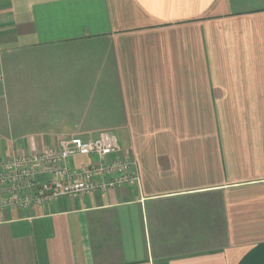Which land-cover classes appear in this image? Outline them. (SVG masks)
Segmentation results:
<instances>
[{
    "label": "crops",
    "instance_id": "0c3cea01",
    "mask_svg": "<svg viewBox=\"0 0 264 264\" xmlns=\"http://www.w3.org/2000/svg\"><path fill=\"white\" fill-rule=\"evenodd\" d=\"M0 50V157L139 177L0 210V264H264V0H0Z\"/></svg>",
    "mask_w": 264,
    "mask_h": 264
},
{
    "label": "built area",
    "instance_id": "2783aa9c",
    "mask_svg": "<svg viewBox=\"0 0 264 264\" xmlns=\"http://www.w3.org/2000/svg\"><path fill=\"white\" fill-rule=\"evenodd\" d=\"M3 80L0 50V82ZM121 150L118 135L106 129L96 137L62 139L59 149L0 157V210L44 205L64 196L134 184L139 180L135 163L122 156ZM76 155H91L96 160L78 168L72 162Z\"/></svg>",
    "mask_w": 264,
    "mask_h": 264
},
{
    "label": "rangeland",
    "instance_id": "374dc122",
    "mask_svg": "<svg viewBox=\"0 0 264 264\" xmlns=\"http://www.w3.org/2000/svg\"><path fill=\"white\" fill-rule=\"evenodd\" d=\"M121 152L123 153V155H124V151H126V149H124V148H122V146H121Z\"/></svg>",
    "mask_w": 264,
    "mask_h": 264
}]
</instances>
